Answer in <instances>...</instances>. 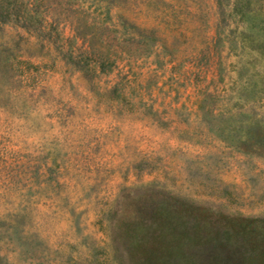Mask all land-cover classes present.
Wrapping results in <instances>:
<instances>
[{"label":"rangeland","instance_id":"374dc122","mask_svg":"<svg viewBox=\"0 0 264 264\" xmlns=\"http://www.w3.org/2000/svg\"><path fill=\"white\" fill-rule=\"evenodd\" d=\"M0 9V264H264V0Z\"/></svg>","mask_w":264,"mask_h":264},{"label":"trees","instance_id":"16d2710c","mask_svg":"<svg viewBox=\"0 0 264 264\" xmlns=\"http://www.w3.org/2000/svg\"><path fill=\"white\" fill-rule=\"evenodd\" d=\"M3 10L0 9V23H4V22H7V21L11 20V18H9V17H14V18H17V19L21 20L22 23L19 24L20 27L26 29L27 31L30 30L29 27L27 26L28 23H31L30 21H28V16H24L23 14L22 15H17V16H12L13 14H11L10 11L5 10V9H3ZM11 44L15 45V42L11 41ZM12 49L13 48H11V49L6 48L4 46V44H3V42L1 41L0 42L1 60L5 61V62H7L8 60L17 61L18 58L16 57L17 56L16 52L12 51Z\"/></svg>","mask_w":264,"mask_h":264}]
</instances>
